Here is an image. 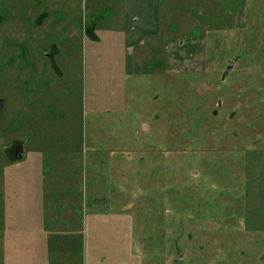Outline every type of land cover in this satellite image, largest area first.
<instances>
[{
    "label": "rangeland",
    "instance_id": "obj_1",
    "mask_svg": "<svg viewBox=\"0 0 264 264\" xmlns=\"http://www.w3.org/2000/svg\"><path fill=\"white\" fill-rule=\"evenodd\" d=\"M162 4L128 70L124 0H0V264H264V0Z\"/></svg>",
    "mask_w": 264,
    "mask_h": 264
},
{
    "label": "crops",
    "instance_id": "obj_2",
    "mask_svg": "<svg viewBox=\"0 0 264 264\" xmlns=\"http://www.w3.org/2000/svg\"><path fill=\"white\" fill-rule=\"evenodd\" d=\"M152 6H154V9L151 15L145 11L144 16H142L141 10L147 7L144 1L124 0V27L120 29V34H122V38L125 40L126 54L130 56L129 62H126L128 70L129 66L133 63L135 49L143 46L145 39L156 37L164 30L162 28V0H154ZM150 17L153 20V25L149 24ZM135 23L140 25H134ZM144 25L147 26L145 27ZM143 26L144 28H142ZM97 29L99 30L98 26ZM112 35H114L113 32Z\"/></svg>",
    "mask_w": 264,
    "mask_h": 264
},
{
    "label": "water",
    "instance_id": "obj_3",
    "mask_svg": "<svg viewBox=\"0 0 264 264\" xmlns=\"http://www.w3.org/2000/svg\"><path fill=\"white\" fill-rule=\"evenodd\" d=\"M4 106H5V102L2 98H0V112L3 110Z\"/></svg>",
    "mask_w": 264,
    "mask_h": 264
},
{
    "label": "flooded vegetation",
    "instance_id": "obj_4",
    "mask_svg": "<svg viewBox=\"0 0 264 264\" xmlns=\"http://www.w3.org/2000/svg\"><path fill=\"white\" fill-rule=\"evenodd\" d=\"M232 64H233V62H232ZM0 98H1V97H0ZM3 100H4V99H3ZM4 102H5V101H4ZM4 107H5V106H4ZM3 110H4V108H3ZM3 110H2V111H3ZM2 111L0 112V114L2 113Z\"/></svg>",
    "mask_w": 264,
    "mask_h": 264
}]
</instances>
